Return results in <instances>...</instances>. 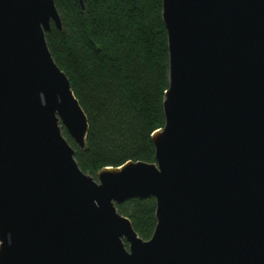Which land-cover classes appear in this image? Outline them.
I'll return each instance as SVG.
<instances>
[{
	"label": "water",
	"instance_id": "water-1",
	"mask_svg": "<svg viewBox=\"0 0 264 264\" xmlns=\"http://www.w3.org/2000/svg\"><path fill=\"white\" fill-rule=\"evenodd\" d=\"M161 20L154 162L93 178L63 135L86 150L45 41L62 30L54 0H0V264H264V0H161ZM147 198L142 240L116 205Z\"/></svg>",
	"mask_w": 264,
	"mask_h": 264
},
{
	"label": "trees",
	"instance_id": "trees-1",
	"mask_svg": "<svg viewBox=\"0 0 264 264\" xmlns=\"http://www.w3.org/2000/svg\"><path fill=\"white\" fill-rule=\"evenodd\" d=\"M54 0L62 30L51 24L45 41L84 111L85 151L75 149L80 170L95 178L128 161L154 162L151 135L164 126L168 88L166 33L161 0ZM142 240L154 230L153 198L116 205Z\"/></svg>",
	"mask_w": 264,
	"mask_h": 264
}]
</instances>
